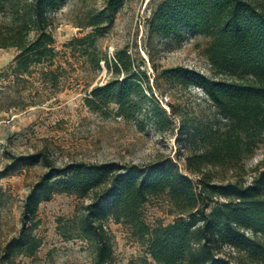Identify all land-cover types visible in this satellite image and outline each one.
I'll use <instances>...</instances> for the list:
<instances>
[{
    "label": "trees",
    "instance_id": "16d2710c",
    "mask_svg": "<svg viewBox=\"0 0 264 264\" xmlns=\"http://www.w3.org/2000/svg\"><path fill=\"white\" fill-rule=\"evenodd\" d=\"M125 1L106 0L87 19L92 30L70 44L89 55L88 47L111 25ZM64 2L0 0V12L7 18L0 23V48H16L11 67L16 78L30 74L34 65L52 62L48 13ZM146 25L162 37L180 40L187 33L209 39L205 54L213 76L182 65L163 69L161 75L199 87L219 115V123L199 133L198 148L184 158L188 173L170 158L145 164L78 161L59 166L43 151L11 154V163L0 177L25 163L40 162L45 171L24 198L20 226L1 248L0 264L34 259L41 245L35 232L37 207L55 193L88 200L71 217L59 218L58 230L65 239L89 242L94 264H109L112 257L108 219L127 227L145 245L153 261L145 259V264H264V169L247 184L215 182L213 173L205 169L233 167L253 152L264 134V0H160ZM105 61L112 77L90 89L85 98L90 109L104 113L115 104L125 119H135L147 109L152 116L164 113L140 72L132 70L126 49ZM159 195L166 196L173 219L149 226L142 206ZM5 201L0 186V208Z\"/></svg>",
    "mask_w": 264,
    "mask_h": 264
},
{
    "label": "rangeland",
    "instance_id": "374dc122",
    "mask_svg": "<svg viewBox=\"0 0 264 264\" xmlns=\"http://www.w3.org/2000/svg\"><path fill=\"white\" fill-rule=\"evenodd\" d=\"M158 1H125L111 25L88 47L89 55H82L81 47L70 44V40L92 30L86 25L87 19L101 10L106 0H65L48 13L47 30L54 40L52 62L34 65L30 74L19 78L11 73L16 48H0V171L11 163V154L43 151L59 166L78 161L145 164L170 158L181 172L188 173L185 156L198 148L199 133L216 126L220 117L199 87L181 85L163 77L161 71L182 65L213 76L205 54L209 39L184 33L176 40L150 32L146 21ZM6 20L0 12V23ZM120 49H126L132 70L140 72L141 81L150 86L148 92H153L164 113L152 116L147 109L135 119H125L115 104L104 113L86 105L90 89L112 77L105 58L110 62ZM205 169L213 173L215 182L249 183L264 169V134L253 152L233 167ZM44 171L40 162L25 163L0 177L6 197L0 208V251L17 232L24 198ZM189 176L197 180L196 175ZM87 201L73 194L55 193L41 202L35 231L41 245L34 259L22 258L21 263L94 264L89 242L65 239L58 230L59 218L71 217ZM169 210L165 195L152 196L142 206L149 226L172 221ZM105 225L112 235L109 264H145V259L153 262L145 245L137 242L127 227L111 219Z\"/></svg>",
    "mask_w": 264,
    "mask_h": 264
}]
</instances>
